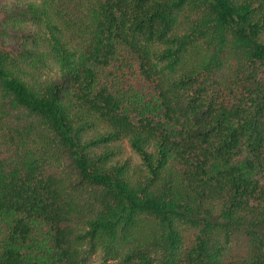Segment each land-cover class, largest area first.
I'll return each instance as SVG.
<instances>
[{"label": "trees", "instance_id": "16d2710c", "mask_svg": "<svg viewBox=\"0 0 264 264\" xmlns=\"http://www.w3.org/2000/svg\"><path fill=\"white\" fill-rule=\"evenodd\" d=\"M25 6L0 23V264H264V0Z\"/></svg>", "mask_w": 264, "mask_h": 264}, {"label": "rangeland", "instance_id": "374dc122", "mask_svg": "<svg viewBox=\"0 0 264 264\" xmlns=\"http://www.w3.org/2000/svg\"><path fill=\"white\" fill-rule=\"evenodd\" d=\"M26 0H0V23L5 24L7 21L11 20V17H20L22 18L25 15V6ZM264 38V34L261 35ZM57 72V68L51 61H47V65L43 67V76L49 77L50 75H54ZM126 147L127 146L126 143ZM130 152L131 149L129 148ZM128 153L132 156L133 160H138V156L136 153L131 152ZM263 233H264V226H263ZM92 264H111L103 263L101 257L94 256Z\"/></svg>", "mask_w": 264, "mask_h": 264}]
</instances>
